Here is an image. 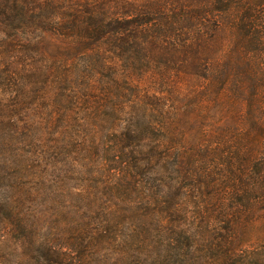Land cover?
<instances>
[{
  "label": "trees",
  "instance_id": "trees-1",
  "mask_svg": "<svg viewBox=\"0 0 264 264\" xmlns=\"http://www.w3.org/2000/svg\"><path fill=\"white\" fill-rule=\"evenodd\" d=\"M0 264H264V0H0Z\"/></svg>",
  "mask_w": 264,
  "mask_h": 264
},
{
  "label": "rangeland",
  "instance_id": "rangeland-1",
  "mask_svg": "<svg viewBox=\"0 0 264 264\" xmlns=\"http://www.w3.org/2000/svg\"><path fill=\"white\" fill-rule=\"evenodd\" d=\"M48 49L50 50V52H55V46H50L48 47ZM217 114L213 113V112H210V115H213L214 116V121L216 123H223L225 121V119H221L222 117V114H218V111L216 110ZM220 117V119H219ZM220 120V121H219ZM259 223V221H256V225ZM258 245V244H257Z\"/></svg>",
  "mask_w": 264,
  "mask_h": 264
}]
</instances>
